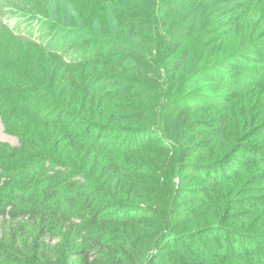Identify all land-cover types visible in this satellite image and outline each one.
<instances>
[{"label":"trees","instance_id":"16d2710c","mask_svg":"<svg viewBox=\"0 0 264 264\" xmlns=\"http://www.w3.org/2000/svg\"><path fill=\"white\" fill-rule=\"evenodd\" d=\"M86 2L0 21V264H264V0Z\"/></svg>","mask_w":264,"mask_h":264},{"label":"rangeland","instance_id":"374dc122","mask_svg":"<svg viewBox=\"0 0 264 264\" xmlns=\"http://www.w3.org/2000/svg\"><path fill=\"white\" fill-rule=\"evenodd\" d=\"M34 1L36 5L39 6L38 9L41 12L38 13L39 15L38 14L36 15L37 20H35L32 23L30 22L29 24H27L26 20H24L21 17L23 14V7L25 5L23 6L19 5V7L16 9H12V10L8 9L7 11H3L2 14H0V21L7 27V30L10 33V35L5 36L1 44L2 48L5 51H7L6 48L8 47V41H10L12 47L15 50L22 41H26V42L30 41L25 36V33L23 34V32L27 28H30V27L34 28L37 32L30 42L33 41V42L39 43L41 46H45V44L47 43V40L49 39V36L50 35L54 36L55 31L53 29V25L50 22H48V20L46 19V18L49 19L50 17H48L45 14V11H47V0H34ZM75 1L79 6H84L87 4L86 0H75ZM30 17H32V15H30ZM59 42H63L62 39L59 40ZM26 51L33 54V51L30 48H27ZM61 55L65 56V58L68 57L69 55H72V53L70 52V48L66 49ZM1 56L2 58L0 59L5 60L4 56L3 55ZM5 120L3 118V115L0 113V141L1 143L11 145V146H18L19 139L17 135L12 133L11 132L12 130L6 126Z\"/></svg>","mask_w":264,"mask_h":264}]
</instances>
